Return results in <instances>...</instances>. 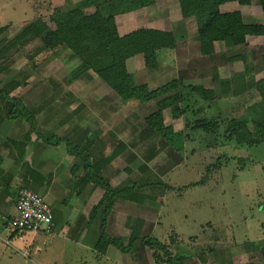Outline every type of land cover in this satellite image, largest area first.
<instances>
[{"label": "rangeland", "instance_id": "obj_1", "mask_svg": "<svg viewBox=\"0 0 264 264\" xmlns=\"http://www.w3.org/2000/svg\"><path fill=\"white\" fill-rule=\"evenodd\" d=\"M102 1L112 0H0V29H3L0 51L37 18L55 29L59 25L57 20L66 12L80 10L89 14ZM219 2L227 3L221 5L224 12L241 9L247 25L244 45L233 50L214 43L215 57L202 58L194 39L197 30L194 18L181 20L177 0H153L145 7L154 20L141 18L151 22L146 26L141 21L131 28L168 29L176 39V47L160 51L154 69L145 67L143 61L131 63L128 70L134 85H147L150 90L172 81H179L183 90L185 86L199 85L212 89L216 98L203 102V107L209 106L200 117L205 113L208 120L218 118L222 122L231 117L248 118L247 107L258 96L252 82L264 75V11L258 8L256 0L247 8L236 0ZM138 11L132 15L140 22L138 18L143 12ZM42 47L39 39L30 38L6 56H0V90L10 91L35 112L42 133L46 129L60 130L58 135L86 147L93 160L107 158L121 143L125 145L101 173L114 187L137 184L131 189L135 200L120 199L115 206L121 213H160V224L153 234L159 241L175 232L180 234L179 245L185 249L194 247L201 252L202 247H216L217 242L219 247L229 248L230 252L235 250L234 254H251V264H264V142L251 146L236 144L233 140L226 142L220 131L208 133L190 129L192 117L189 114L174 115L170 107L163 112L164 124L172 127L173 132L181 131L184 135L174 138V144L181 150L172 149L145 126V117L155 110V100L121 103L116 94L90 71L72 79L79 61L69 57L66 47L50 50ZM207 64H211V70L215 66L218 80H212L213 70H201ZM229 75H234L237 87H231L233 84L226 87L225 83L231 82ZM240 77H243V85L236 81ZM177 92L180 89H173L168 95ZM180 105L179 102L173 107ZM197 107L198 104L193 110L197 111ZM48 115L56 116L52 118L59 121L51 122ZM58 123L59 129L52 128ZM249 124L251 131L253 128ZM34 166H38L36 160ZM125 168L131 169V173ZM3 187L6 191L7 185ZM27 188L42 196L34 187ZM76 189L75 181L72 191ZM68 191V195L63 192L60 198L57 194L58 199L74 202L72 205L77 200L83 201L81 197L75 200L73 193L70 195ZM55 198L47 193L44 200L54 209L59 205L64 207ZM101 212V209L97 211ZM4 221L0 219V264H59L62 253L67 251V259L73 261L71 264H76L75 258L82 260L77 261L78 264H91V256L86 251L77 250L75 243L62 242L58 237L48 244L41 243L43 238L37 240L42 247L39 252L34 251L35 245L27 244L30 235L25 241L14 239L11 246H5L1 241L6 238ZM69 221L73 223V218ZM208 222L213 225L211 229L205 225ZM58 230H62L61 223ZM58 230L56 235L61 236ZM188 235L197 236V242L189 243ZM214 259L217 261V256Z\"/></svg>", "mask_w": 264, "mask_h": 264}, {"label": "trees", "instance_id": "obj_2", "mask_svg": "<svg viewBox=\"0 0 264 264\" xmlns=\"http://www.w3.org/2000/svg\"><path fill=\"white\" fill-rule=\"evenodd\" d=\"M177 1L181 16L194 18L196 22L199 52L202 56L215 57L214 43L216 42L231 47L233 50L246 43L244 23L240 11H220L219 0ZM236 1L240 6L252 5L254 2V0ZM256 1L261 10L264 11V0ZM151 3L153 0L102 1L96 5L94 12L89 14L80 10L66 12L57 20L59 25L55 29H50L43 20L37 18L0 51V56H6L15 47L21 46L24 41L30 38L39 39L43 49L66 47L70 52L69 57L79 61L78 65L74 67L72 79H77L84 72L90 71L116 94L121 103L130 101L141 103L155 100V110L145 117V126L157 134L166 145L175 150H181V147L174 144V138H182L184 135L181 131L173 132L172 127L164 124L163 112L170 107H172L171 110L174 115L189 114L192 117L193 125L190 129H200L208 133L220 131L226 142L233 140L236 144L251 146L264 142V75L252 82L258 96L255 102L247 107L248 118L236 119L231 117L222 122L218 118L208 120L205 118V113L203 117H200L202 111L209 106L203 107V102L216 98L214 91L204 88L203 85L189 88L185 86L183 90L179 87V81H172L157 89L150 90L147 85L137 86L132 83L130 74L126 69V61L129 58L141 54L144 59V66L154 69L157 66L158 53L162 50L172 49L176 43L171 32L154 28H138L127 34L119 35L114 17ZM2 30L0 29V32ZM262 61H264V57H262ZM212 70V80H218L214 65ZM225 84L226 87L229 86L228 82ZM177 88L180 89V92L168 95L171 90ZM191 97L194 98V101H191ZM179 102L180 106L173 107ZM189 102H194V104ZM196 104H198L197 111H194L193 107ZM0 112L3 119L21 120L28 125V132L24 136L26 139L33 132L45 145H65L67 154L77 160V166L71 168V174L74 175L79 171V168L81 169V173L76 179L79 192L89 183L102 190V196L92 212L97 213L100 209L102 210L100 237L97 241L99 251L103 252L110 244L123 252L128 251L132 249L135 241L140 240L154 250L153 256L156 263L167 261L172 264H180L181 259L173 256L172 252L167 249L168 246L174 245L172 239L168 246L162 245L153 238L140 237L139 229H136L131 232L129 241L125 246L120 239L111 238L104 231L107 214L113 208L115 200L126 198L127 200H135V195L131 189L137 185L136 183L131 187H113L108 180L101 176L106 165L121 153V149L125 147L123 143L114 149L107 158L100 157L93 160L91 155L87 153V149L85 150L78 143L56 134H42L38 129L34 112L26 106L21 98L16 97L10 91L0 90ZM248 124L253 128L251 131ZM2 160L0 157V163ZM124 170L131 173L129 168Z\"/></svg>", "mask_w": 264, "mask_h": 264}, {"label": "crops", "instance_id": "obj_3", "mask_svg": "<svg viewBox=\"0 0 264 264\" xmlns=\"http://www.w3.org/2000/svg\"><path fill=\"white\" fill-rule=\"evenodd\" d=\"M226 4L227 3L220 4L219 9L221 10V5L225 6ZM136 11L143 12L141 13L138 19L147 17L150 18L152 21L154 20L152 17L148 15L150 11L146 7L139 8L137 10L130 11L124 14H118L114 17V20L119 35H124L135 29H138L139 27L131 28V26H134L133 24L135 23L136 24L141 23L142 21V23H146L147 26L148 25L147 23L151 22L150 19L149 20L141 19L140 22L135 21L134 20L135 16L132 15V13ZM238 11H240L243 18L241 9ZM179 14H180V10H179ZM181 20H186V19L181 16ZM243 23H244V30L246 32L247 25L244 21V18H243ZM140 28H145V27L140 26ZM163 30L170 31L165 28H163ZM194 39L196 40V42H198L197 30ZM217 43L218 42H216V44ZM175 47H176V43L172 49H167V50H173L175 49ZM181 48H185V47L181 46ZM202 58L205 57L202 56ZM143 61L144 59L141 54L129 58L126 61V69L128 73L131 74L128 70L131 63L140 62L141 64V62ZM210 66L211 64H207L206 66H203L201 70H203V72H206L205 70H209L211 72L212 70L209 69L211 68ZM198 68H196L197 73L199 71ZM249 70H247V72ZM232 76L234 75H231L230 77ZM130 77L132 79L131 75ZM227 78L228 77L225 78L226 81L228 80ZM230 80L231 82H229V85L233 84L231 87L234 86L236 87L237 85L235 84L234 78L232 77ZM236 81L242 82L241 84L243 85V77H240ZM232 96L235 95L232 94ZM256 99L257 98H255V100ZM34 117L37 121V126L39 129L40 128L39 120L36 117L35 112H34ZM52 117H56V116L48 115V118L50 119L51 122L59 121L53 119ZM0 120H1L0 121V157H2L3 159L2 162L0 163V219L5 220L3 222L4 223L3 226L6 231V235H7L6 228L8 221L11 219L13 215L16 214V210H15L16 190L21 188L22 187L21 185L26 186L25 188L32 186L34 187L35 190L37 189V192L42 194L43 198L47 193H49L50 195L56 197L55 200L58 203L62 202L63 203L62 205L64 206V207H62L61 205H59L58 207L55 206V209L50 207L53 213V223H54L53 231L48 236L38 235L35 237V239L32 242V246L35 245L34 251L39 252L42 250V247L39 244H37V240L39 241L41 238H43L41 240V243L44 244L46 242L48 244L50 241H54L58 237V239L59 240L61 239L62 242L64 240H68L69 242L71 241L73 244L75 243L74 246L76 247L77 250L86 251L87 254L91 256L89 260L91 264H98V263L156 264L155 258L153 256L154 250L140 240L135 241L133 243L132 249L128 251L123 252L111 244L108 245L103 252L99 251L97 246V241L100 237L99 228L101 224V213H92V212L102 196V190L98 186L89 183L80 192H79V188L76 189L75 191H72V186L76 181L78 175L81 173V169L79 168V171L76 174L74 175L71 174V168L75 165L77 166V163L74 157L69 156L67 154L65 145L63 144H60L58 146L45 145L33 132H31L26 139V137L24 136L29 129L26 123H24L21 120H9L6 118L3 119L1 117ZM55 127L59 129L60 124L58 123L57 126L53 125L52 128ZM59 133L60 130L54 132L53 129L52 130L46 129V131L42 134L58 135ZM71 141L78 143L76 142V140L73 139ZM35 160L37 161V165H38L37 167L34 166ZM40 162H42L43 165L40 166ZM20 180H22L23 182H20ZM109 183L111 184V182ZM4 185H7L6 191H5V187H3ZM68 189L70 195L73 193L72 196L75 197V200L78 197H81V200L83 201L77 200L75 204L72 205L74 202H67L65 201L66 199L65 200L58 199L57 194H59V198H60V195L63 192H66V190ZM44 192L45 194H43ZM2 196L4 197V200L1 201ZM119 200L120 199H117V201L115 200L113 208L107 214L104 231L106 235H108L109 237L120 239L125 246L129 241L131 232L136 229L137 230L139 229L140 237L155 238L154 240L160 242L162 245L168 246L170 240L171 239L174 240V245L170 247L168 246L167 249L172 252L173 256L180 258L181 259L180 261L184 264H215L217 262H218L217 264H251V260H252L250 259L251 254L247 252L246 253L240 252V254L238 253L234 254L236 252L235 250L230 252L229 248H222L221 246L219 247V245H217V242L215 243L216 247L211 245L202 247L201 252H197L194 249V247L193 249L187 248L186 250L190 251L192 255H186L180 252L178 253L179 250L177 246L180 243V237H181L180 234L172 232V234L168 236L164 241H159L156 237H153V234L156 232L155 229L160 224L159 221L160 213H125V212L121 213L120 210H118L115 207L118 204ZM123 205L126 207V209H130L128 205L125 204ZM66 208H68V210H66ZM68 218L69 219L73 218L72 221L73 223H71ZM185 220H187V217L185 218ZM59 223L62 224V230L60 231L58 230ZM72 225H74V227H72ZM205 225L207 228L210 229L213 227L212 223L210 222L205 223ZM57 230L58 233L61 234V236H58V234L56 235ZM187 238L189 240V243L197 242L196 241L197 236L188 235ZM1 241L3 243V239H1ZM214 253L217 256V261L214 259L216 257ZM67 257H68V251L62 253V256L60 257L59 260V264H71L73 262L72 259L71 258L67 259ZM75 261L76 264H78V262H82V260L78 261V258H75ZM85 263H87V261Z\"/></svg>", "mask_w": 264, "mask_h": 264}, {"label": "built area", "instance_id": "obj_4", "mask_svg": "<svg viewBox=\"0 0 264 264\" xmlns=\"http://www.w3.org/2000/svg\"><path fill=\"white\" fill-rule=\"evenodd\" d=\"M15 207L16 214L7 224V235L3 240L5 246H11L14 239L25 241L28 235L30 242L27 244L30 246L36 236L52 233L53 213L43 196L28 188H20L16 191ZM156 264L172 263L163 261Z\"/></svg>", "mask_w": 264, "mask_h": 264}, {"label": "water", "instance_id": "obj_5", "mask_svg": "<svg viewBox=\"0 0 264 264\" xmlns=\"http://www.w3.org/2000/svg\"><path fill=\"white\" fill-rule=\"evenodd\" d=\"M179 247H177L178 249H180V253L186 254V255H192V253L186 249H184L182 246L178 245Z\"/></svg>", "mask_w": 264, "mask_h": 264}]
</instances>
